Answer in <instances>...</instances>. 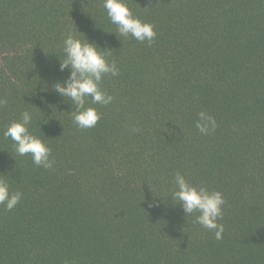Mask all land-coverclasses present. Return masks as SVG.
Masks as SVG:
<instances>
[{
    "label": "trees",
    "instance_id": "trees-1",
    "mask_svg": "<svg viewBox=\"0 0 264 264\" xmlns=\"http://www.w3.org/2000/svg\"><path fill=\"white\" fill-rule=\"evenodd\" d=\"M127 3L151 45L113 32L103 0H0V175L23 194L0 205V264H264V0ZM70 30L120 68L89 129L53 87ZM25 110L51 169L3 136ZM178 172L223 193L222 239L173 202Z\"/></svg>",
    "mask_w": 264,
    "mask_h": 264
},
{
    "label": "clouds",
    "instance_id": "clouds-1",
    "mask_svg": "<svg viewBox=\"0 0 264 264\" xmlns=\"http://www.w3.org/2000/svg\"><path fill=\"white\" fill-rule=\"evenodd\" d=\"M103 7L110 22L116 25V31L113 32L118 36L130 35L149 45L154 41L157 35L155 26L134 15L127 0H103ZM63 52L65 58H60V70L69 69L70 74L63 82H55L54 90L75 107L70 113L78 128H93L101 118L95 105H109L114 99L101 87L102 81L109 75L118 76L120 68L114 60H108L107 50L89 42L86 37L80 38L71 30L64 38ZM7 103V99L0 98V106ZM32 119V114L25 110L19 120L7 125L3 136L14 142L15 152L19 156L30 154L36 166L51 169L54 166V160L50 158L52 149L44 139L30 132ZM195 127L201 134L208 135L216 129L217 121L207 112L200 111ZM132 131L136 132L138 129L132 128ZM5 175H0V205L10 211L19 204L23 194L11 191ZM174 184L175 189L170 196L173 202L182 204L186 216L194 212L199 213L196 222L214 232L217 240L222 239L224 226L219 221L225 204L223 193L219 190H209L207 186L192 184L179 172L175 174Z\"/></svg>",
    "mask_w": 264,
    "mask_h": 264
}]
</instances>
